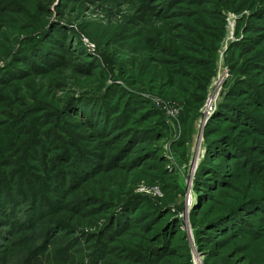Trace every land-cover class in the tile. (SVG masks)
<instances>
[{
	"label": "rangeland",
	"instance_id": "1",
	"mask_svg": "<svg viewBox=\"0 0 264 264\" xmlns=\"http://www.w3.org/2000/svg\"><path fill=\"white\" fill-rule=\"evenodd\" d=\"M0 206V264H264V0H0Z\"/></svg>",
	"mask_w": 264,
	"mask_h": 264
},
{
	"label": "trees",
	"instance_id": "2",
	"mask_svg": "<svg viewBox=\"0 0 264 264\" xmlns=\"http://www.w3.org/2000/svg\"><path fill=\"white\" fill-rule=\"evenodd\" d=\"M31 191L32 190L29 191V190L23 189V188L17 189L16 191H13L14 195L10 194L6 198L5 212L7 211L9 213H13V212L18 211V210L21 211L22 207L27 208V206L30 202V196L29 195L31 194ZM42 201H45V204L43 206H41V208H39V209L46 208L48 201L45 200V198L42 196L34 198V206L32 205V207H38ZM0 208H1V206H0ZM11 215H16V214H11Z\"/></svg>",
	"mask_w": 264,
	"mask_h": 264
},
{
	"label": "bare ground",
	"instance_id": "3",
	"mask_svg": "<svg viewBox=\"0 0 264 264\" xmlns=\"http://www.w3.org/2000/svg\"><path fill=\"white\" fill-rule=\"evenodd\" d=\"M219 79V78H218ZM220 80H221V78H220ZM218 85V84H217ZM214 96V95H213ZM215 98V97H214ZM213 99V98H212ZM207 108H208V105H207Z\"/></svg>",
	"mask_w": 264,
	"mask_h": 264
}]
</instances>
